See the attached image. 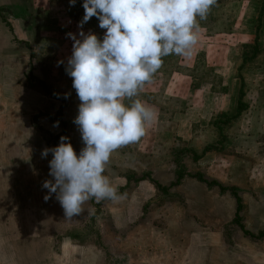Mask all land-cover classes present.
I'll list each match as a JSON object with an SVG mask.
<instances>
[{"label": "rangeland", "instance_id": "rangeland-1", "mask_svg": "<svg viewBox=\"0 0 264 264\" xmlns=\"http://www.w3.org/2000/svg\"><path fill=\"white\" fill-rule=\"evenodd\" d=\"M82 4L0 0V264H264V0H218L192 56L163 58L134 98L158 119L106 165L126 198L65 219L41 153L84 147L65 70Z\"/></svg>", "mask_w": 264, "mask_h": 264}, {"label": "clouds", "instance_id": "clouds-1", "mask_svg": "<svg viewBox=\"0 0 264 264\" xmlns=\"http://www.w3.org/2000/svg\"><path fill=\"white\" fill-rule=\"evenodd\" d=\"M218 0H83L79 36L73 40L66 73L80 101L73 123L84 147L77 155L66 136L49 153V175L42 184L45 201L56 195L65 219L84 213V205L95 199L120 202L119 193L104 175L112 153L137 143L158 119L156 110L138 97L146 83L163 66L164 57L192 56L199 42L200 21L206 20ZM75 6L76 0H69ZM96 17L103 38L84 33L83 25ZM63 61H58L59 64ZM70 94L66 93L64 98ZM125 100L131 101L130 106ZM59 126V121L55 122Z\"/></svg>", "mask_w": 264, "mask_h": 264}, {"label": "trees", "instance_id": "trees-1", "mask_svg": "<svg viewBox=\"0 0 264 264\" xmlns=\"http://www.w3.org/2000/svg\"><path fill=\"white\" fill-rule=\"evenodd\" d=\"M259 236H264V231H262Z\"/></svg>", "mask_w": 264, "mask_h": 264}, {"label": "crops", "instance_id": "crops-1", "mask_svg": "<svg viewBox=\"0 0 264 264\" xmlns=\"http://www.w3.org/2000/svg\"><path fill=\"white\" fill-rule=\"evenodd\" d=\"M264 236H262V238H263Z\"/></svg>", "mask_w": 264, "mask_h": 264}]
</instances>
